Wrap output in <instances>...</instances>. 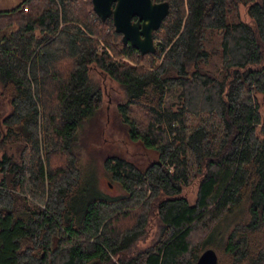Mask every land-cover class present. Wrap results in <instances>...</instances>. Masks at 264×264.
Wrapping results in <instances>:
<instances>
[{
	"label": "trees",
	"instance_id": "trees-1",
	"mask_svg": "<svg viewBox=\"0 0 264 264\" xmlns=\"http://www.w3.org/2000/svg\"><path fill=\"white\" fill-rule=\"evenodd\" d=\"M169 1L146 54L92 0L0 9V264H195L207 247L264 264V0ZM94 68L155 154L105 159L117 197L89 184L78 141L104 105Z\"/></svg>",
	"mask_w": 264,
	"mask_h": 264
},
{
	"label": "rangeland",
	"instance_id": "rangeland-1",
	"mask_svg": "<svg viewBox=\"0 0 264 264\" xmlns=\"http://www.w3.org/2000/svg\"><path fill=\"white\" fill-rule=\"evenodd\" d=\"M20 0H0V9H9ZM244 16V14H243ZM232 21L233 18L229 17ZM2 35V34H1ZM161 44L160 39L155 41ZM213 67L220 68L217 55H213ZM210 65V64H209ZM92 78L104 89V105L98 109L78 132V141L82 152V163L86 178L91 186L98 184L100 190L106 195L117 197L125 194L124 188L110 176L105 166V159L111 155L128 158L138 165L155 158V154L138 142L132 141L128 136L127 126L121 119L118 103L124 100V94L119 84L108 74L98 68L91 71ZM260 109L264 120V100L258 94ZM11 110V105L5 98H0V118ZM97 181V182H96ZM190 198H195V189H189Z\"/></svg>",
	"mask_w": 264,
	"mask_h": 264
},
{
	"label": "water",
	"instance_id": "water-1",
	"mask_svg": "<svg viewBox=\"0 0 264 264\" xmlns=\"http://www.w3.org/2000/svg\"><path fill=\"white\" fill-rule=\"evenodd\" d=\"M94 10L106 20L112 16L115 29L122 33L125 43H131L142 54L157 49L154 32L160 28L170 12L169 0H92ZM137 16L133 20V16ZM218 253L212 247L205 248L195 264H216Z\"/></svg>",
	"mask_w": 264,
	"mask_h": 264
},
{
	"label": "flooded vegetation",
	"instance_id": "flooded-vegetation-1",
	"mask_svg": "<svg viewBox=\"0 0 264 264\" xmlns=\"http://www.w3.org/2000/svg\"><path fill=\"white\" fill-rule=\"evenodd\" d=\"M138 17L135 15V16H133V20H136Z\"/></svg>",
	"mask_w": 264,
	"mask_h": 264
}]
</instances>
